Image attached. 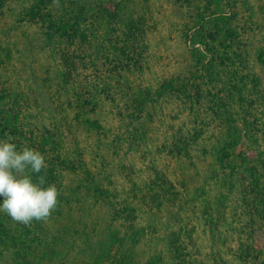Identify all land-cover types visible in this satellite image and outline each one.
<instances>
[{"label": "rangeland", "instance_id": "rangeland-1", "mask_svg": "<svg viewBox=\"0 0 264 264\" xmlns=\"http://www.w3.org/2000/svg\"><path fill=\"white\" fill-rule=\"evenodd\" d=\"M58 1L0 0V140L60 192L0 211V264H264V0H68L53 35Z\"/></svg>", "mask_w": 264, "mask_h": 264}, {"label": "clouds", "instance_id": "clouds-1", "mask_svg": "<svg viewBox=\"0 0 264 264\" xmlns=\"http://www.w3.org/2000/svg\"><path fill=\"white\" fill-rule=\"evenodd\" d=\"M13 140L11 135L0 140V211L23 224L47 221L58 207L60 192L55 184L45 187V176L34 182L30 175L47 168L44 155L27 146L17 150Z\"/></svg>", "mask_w": 264, "mask_h": 264}, {"label": "trees", "instance_id": "trees-1", "mask_svg": "<svg viewBox=\"0 0 264 264\" xmlns=\"http://www.w3.org/2000/svg\"><path fill=\"white\" fill-rule=\"evenodd\" d=\"M76 5H77V3L76 2H74V1H72V2H70V1H68V0H66V1H64V0H61V2L60 1H58L57 2V7H58V11H57V14H56V17H58V16H62V15H68L69 16V18L67 19V22L66 21H64V22H62V23H58V24H56V23H54L53 21L50 23L51 25V28L53 27V28H55V33L53 34V35H57V34H60V33H62L63 35H66V33H65V31L67 30V28L69 27V23L71 22V21H74V20H72V19H74V18H76L77 16H80V15H82V14H84V11H85V8H84V5H81L80 7H76ZM72 7V8H71ZM75 10H79V12L78 13H73ZM78 33H79V31H76V30H74L73 31V33H71V35H69V38L73 41V38H75V36L76 35H78ZM43 34L45 35V36H50L51 34H49L47 31H44L43 32ZM14 111H15V109H14ZM13 111V112H14ZM12 120V123H15V122H17V119L18 118H11ZM6 122H7V120H6ZM9 122V121H8ZM29 129H31L32 127H33V125L32 124H29ZM42 172H44V170L42 171ZM41 172V173H42ZM12 225H10L6 220H4V217L2 218L1 216H0V233L2 234L6 229H7V227H11ZM109 232H111V233H114V234H116L117 233V231L116 230H114L113 228H111V229H109ZM107 234H108V232H107ZM118 242V241H117ZM110 244H115L116 242H113V240H112V242H109ZM110 246H109V244L107 245V248H109ZM48 250H50V252L51 253H55V249H54V247H46Z\"/></svg>", "mask_w": 264, "mask_h": 264}]
</instances>
